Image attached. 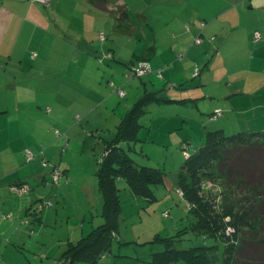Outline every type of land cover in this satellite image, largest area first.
Masks as SVG:
<instances>
[{
	"label": "crops",
	"instance_id": "0c3cea01",
	"mask_svg": "<svg viewBox=\"0 0 264 264\" xmlns=\"http://www.w3.org/2000/svg\"><path fill=\"white\" fill-rule=\"evenodd\" d=\"M104 7L100 10L90 0H50L48 8L30 0H0L1 260L8 253L23 264L24 249L39 243L32 238L34 229L28 227L27 216L33 204L43 202L55 190L47 186L51 169L42 167V160L70 179V164L61 160L60 165L66 166L60 168L55 163L53 151L63 142L50 143L52 125L65 128L80 121L94 129L95 133H85L88 137L100 138L107 122L116 121L114 139L143 96L156 92L154 105L168 111L167 115L177 117L182 107L192 114V137L187 132L179 146L192 138L194 156L208 132L221 131L226 136L264 133V0H106ZM254 32L261 34L258 42L252 40ZM100 34L105 40L99 39ZM196 38L202 40L199 46L194 44ZM106 53L113 54V59L100 64L98 59ZM141 60L149 62L152 73L127 79L129 68ZM195 65L202 71L192 80ZM159 70L160 77L155 74ZM125 87L133 88L136 97L128 98L134 102L126 105L120 118L117 108L128 102L124 98L129 93L125 91L121 99L116 89ZM217 108L222 116L211 121L209 115ZM174 122L158 123V133ZM142 127L134 149L138 142H147V137L140 136ZM57 132L55 137H60ZM82 133L79 125L68 130L64 150L70 145L83 152ZM100 140L101 158L109 141ZM130 143L122 141L120 146L130 149ZM27 151L34 155L31 161L26 160ZM137 163L143 164V159ZM16 185L27 186L29 191L15 194L12 187ZM41 213L33 215L35 223L51 218L50 210ZM55 248H49L47 256L57 261L65 252L59 249L52 254ZM149 248L154 247L149 244ZM151 252L157 251L150 250L152 257Z\"/></svg>",
	"mask_w": 264,
	"mask_h": 264
},
{
	"label": "trees",
	"instance_id": "16d2710c",
	"mask_svg": "<svg viewBox=\"0 0 264 264\" xmlns=\"http://www.w3.org/2000/svg\"><path fill=\"white\" fill-rule=\"evenodd\" d=\"M105 1L90 0L100 10L105 9ZM112 55L108 60L113 59ZM184 56L178 55L177 59ZM104 60L107 59L99 63L103 64ZM195 69L199 70L197 77L192 76ZM194 71L192 80L201 74L197 66ZM169 87L176 88L175 85ZM156 95V92L146 93L117 129V137L107 142L96 174L103 222L89 236L70 245L58 263L65 259L69 264H98L109 254L113 240H119L116 227L121 211L118 180L124 181L134 196L148 201L155 199L152 187L163 182L161 174L151 167L140 166L130 152H134L131 143L136 141L140 128L138 118L145 113V106L157 101ZM212 114L209 115L211 121L219 118L212 120ZM262 136L264 133L226 136L221 131L208 132L195 156L190 152V143L181 144L180 150L188 145L192 156L191 160L184 159L178 180L188 213L192 212L195 219L193 226L188 221L187 228L204 243L200 247L177 250L173 248L176 234L156 238L166 247L152 254V264H214L219 259V246L223 248V264H264V143L259 140ZM122 141L131 142L130 149L120 146ZM215 176L218 177L215 181H209ZM206 190L216 194L206 195ZM241 192L244 200L237 204L234 199ZM209 202L212 209L208 208ZM229 202L235 205H228ZM182 232H177V236ZM207 240L210 242H205Z\"/></svg>",
	"mask_w": 264,
	"mask_h": 264
},
{
	"label": "rangeland",
	"instance_id": "374dc122",
	"mask_svg": "<svg viewBox=\"0 0 264 264\" xmlns=\"http://www.w3.org/2000/svg\"><path fill=\"white\" fill-rule=\"evenodd\" d=\"M48 7L49 6L46 8ZM208 41L212 40L209 39ZM195 67L196 66L193 67L192 72ZM199 68L202 71L201 67ZM161 84L163 87L164 84ZM162 87L160 85V91L162 90ZM132 89L133 88L127 90L125 87L123 90L128 92L129 95L124 98L128 102L122 103L121 107L117 108L118 115L121 114L120 118L125 115L124 110L126 105L131 103V106L134 102L133 100L136 97V92ZM128 98L133 100H128ZM117 99L118 98H116V100ZM117 103L118 102L115 101L116 105H118ZM154 104V102H151V106L147 105L145 108V114L140 118V125L143 126L140 136H142L143 139L147 137V142H138L135 149L136 141L131 143L134 152H131L130 156L136 160V162L137 159L140 161L143 159L144 163H139L140 166L145 165L159 171L163 182L152 187L155 196L153 201L136 197L126 185L117 183L121 208L118 224L116 226L119 240H113L106 259L100 260L98 264H105L108 260L111 261L112 264L119 260L123 264H150L152 263V257L148 256L150 250L153 249V251H157L151 252L154 254L164 251L166 247L165 243L155 240V237L157 236L165 238L169 235L176 234L173 248L177 250H186L192 247L203 246L204 241L202 238L194 236L192 231L187 228L188 221L192 226L195 223L194 215L192 212L188 213L185 201L176 192V189L179 187V174L185 164L179 144L182 137H187V132H190L192 137V114L188 112V109L182 107L180 108L182 119L176 111L170 112L171 114H178L177 117H173V115H167L169 114L168 111H165ZM108 107L110 109L113 108V106ZM162 115L164 119L161 121L160 117ZM170 116H172L171 120H169ZM183 118L189 120L186 121L183 120ZM173 120L175 122L170 128L166 130L162 128L161 133H158V123L170 124ZM103 122L104 120L102 123ZM115 123L116 121L107 122V126L100 134V138L95 137L94 134H89L88 137L85 134L86 132L95 133V131L93 128H86L83 122L80 124V121L70 123L69 126H66L65 128L61 127L59 124H55V126L52 125L53 128L49 135L51 138L50 143L57 142L58 140H62L63 142L60 143L61 145L59 144L61 147L59 146L53 151V155H55V163L60 166V168L66 166L65 164L60 165L61 160L70 164L71 172L69 177L71 179L72 176V182H70V179L63 174L58 185L53 187L55 190L49 193L54 195L51 194L49 198L46 197L43 202L39 201L33 204L31 215L27 216V221L30 223L28 227L34 229V236H32L34 241L41 243L40 245L38 243L36 247L29 245L31 248L24 249L26 253H24L23 256V264H57L60 258L55 261L51 256H47V250L49 248L56 245V248L51 253L54 254L59 249L60 253H64L69 248L71 241L77 242L86 238L95 228H98L102 224L103 204L97 187L96 175L101 167L98 162L100 155L103 152V142L100 139H105L106 141H111L113 139L112 133L114 132L113 125H115ZM183 124L184 127H182ZM78 125L79 130L81 129L82 131L83 129V133L79 137V145L86 144L83 152H79V147L72 149L70 145H66L64 150L65 140L68 137L66 136L67 131ZM175 128H178V130ZM56 130L60 132L61 136L64 134L65 136L55 137L54 132ZM190 139L191 141L188 143L191 144V152L193 153L192 138ZM182 140H185V138H182ZM259 140L264 143V136L260 137ZM196 141L198 142V138L194 142L195 148H197ZM141 146H143V149ZM191 159L192 156H189L188 160ZM49 162L47 161V164L50 165V169L52 164ZM59 171L62 173V170ZM216 176L209 181H215V179L218 178ZM49 180L51 181L50 174ZM49 182H47L48 187ZM205 194L214 196L216 192L206 190ZM234 200L237 204H240L239 201L244 200V194L241 192ZM47 201H50L51 205L47 208L40 209L41 203ZM210 204L212 205V202H209L208 208L212 209ZM232 204L235 205L233 202H231V204L229 202L228 205ZM221 209L222 206L220 207V210ZM42 210H45L46 213L47 210H50L51 218L49 216L46 220L44 219L45 221L43 220L44 222L35 223L32 218L34 217L33 215L36 214L35 216H41ZM183 229H186V231ZM181 230L184 232H182L180 236H177V232ZM172 231L173 233L169 234V232ZM44 233H46V237L43 236ZM205 242L209 243L210 240ZM149 244L154 248H149ZM217 252L219 259L216 260L214 264H223L221 260L223 254L222 246H219ZM17 260L18 259L15 256L12 254L8 255L7 253L3 260L0 259V264H18Z\"/></svg>",
	"mask_w": 264,
	"mask_h": 264
},
{
	"label": "built area",
	"instance_id": "2783aa9c",
	"mask_svg": "<svg viewBox=\"0 0 264 264\" xmlns=\"http://www.w3.org/2000/svg\"><path fill=\"white\" fill-rule=\"evenodd\" d=\"M32 3H36V4H40L44 7H47L50 5V0H30ZM201 26H204V24H202ZM99 39L100 40H105V36L103 34H100L99 36ZM261 39V36L258 32H255L254 33V37H253V42H258L259 40ZM202 43V40L200 38H196L194 40V44L199 46L200 44ZM101 59L99 60V62H102L103 59H109L111 58V54L110 53H106L103 55V57H100ZM152 73V69L149 65V63L146 61V60H141V61H138L136 62L135 64H133L130 68H129V73L125 74L126 78L127 79H130V78H142L143 76L147 75V74H150ZM156 75L158 77H160V70L159 71H156L155 72ZM197 75H199V70L198 69H195V71L193 72L192 76L193 77H197ZM116 92L118 94V96L123 99L125 97V91H123L121 88H118L116 89ZM222 116V110L217 108L213 111V114L211 115V119L214 120L216 119L217 117H221ZM59 133L56 131L55 132V135H58ZM181 152H182V155L184 157V159H188V157L190 156V154L188 153V145H184L181 147ZM187 150V151H186ZM26 160L27 161H31L34 157V155L27 151L26 154ZM102 161L101 158L99 160V162ZM41 165L42 167L46 168V167H50V165L47 164V161L46 160H42L41 162ZM51 172H50V175H51V181L49 182V186L50 187H54L55 185H58L59 181H60V178L63 176V173H61L57 168H54V167H51ZM29 187L27 186H21V185H16V186H13L12 187V191L15 193V194H18V195H24L26 194L29 190ZM176 192L178 193V195L183 198V195H182V191L181 190H176ZM51 205V202L50 201H47L45 203H41V207L40 209H44V208H47ZM186 207H188V204H186ZM166 216V215H165ZM58 264H69V261L67 260H61Z\"/></svg>",
	"mask_w": 264,
	"mask_h": 264
},
{
	"label": "clouds",
	"instance_id": "9594fccd",
	"mask_svg": "<svg viewBox=\"0 0 264 264\" xmlns=\"http://www.w3.org/2000/svg\"><path fill=\"white\" fill-rule=\"evenodd\" d=\"M148 75V74H147ZM144 77V76H143ZM136 79H138V78H136ZM123 90V89H122Z\"/></svg>",
	"mask_w": 264,
	"mask_h": 264
}]
</instances>
